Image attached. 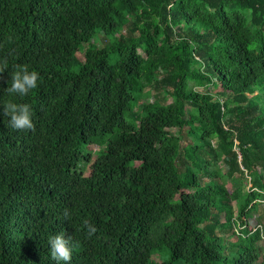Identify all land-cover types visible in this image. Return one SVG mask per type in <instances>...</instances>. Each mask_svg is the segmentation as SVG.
<instances>
[{
	"label": "trees",
	"instance_id": "trees-1",
	"mask_svg": "<svg viewBox=\"0 0 264 264\" xmlns=\"http://www.w3.org/2000/svg\"><path fill=\"white\" fill-rule=\"evenodd\" d=\"M5 60L0 264H264V0H0Z\"/></svg>",
	"mask_w": 264,
	"mask_h": 264
},
{
	"label": "clouds",
	"instance_id": "clouds-1",
	"mask_svg": "<svg viewBox=\"0 0 264 264\" xmlns=\"http://www.w3.org/2000/svg\"><path fill=\"white\" fill-rule=\"evenodd\" d=\"M7 68V61L0 62V73H4ZM11 81L9 87L5 89V93L16 94L20 97L29 95V93L38 87L41 77L39 72L30 70L28 64H17L10 73ZM3 106L4 115L9 117V126L17 131H35V124L32 119V109L27 103H15L12 101H4L0 103ZM64 217L69 219V211L65 209ZM83 228L87 229L89 238L97 231L95 225L91 224L87 219L83 221ZM51 258L60 264H70L72 261V237L65 238V233L61 232L49 239Z\"/></svg>",
	"mask_w": 264,
	"mask_h": 264
},
{
	"label": "rangeland",
	"instance_id": "rangeland-1",
	"mask_svg": "<svg viewBox=\"0 0 264 264\" xmlns=\"http://www.w3.org/2000/svg\"><path fill=\"white\" fill-rule=\"evenodd\" d=\"M186 139H182V143H185ZM94 150L97 149V147L94 146L93 148ZM258 208V211L253 212L254 213V216H252L251 218H249L247 221L249 223V226H257L259 224V222H261V220L264 218V206H260L258 205L257 206ZM260 213V214H258ZM264 241V240H263ZM263 241H260L259 244H262L263 245Z\"/></svg>",
	"mask_w": 264,
	"mask_h": 264
}]
</instances>
